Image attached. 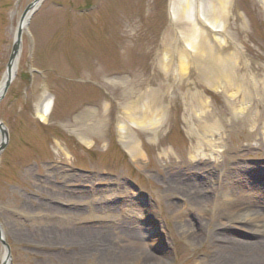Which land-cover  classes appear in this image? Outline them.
Segmentation results:
<instances>
[{"label": "rangeland", "instance_id": "rangeland-1", "mask_svg": "<svg viewBox=\"0 0 264 264\" xmlns=\"http://www.w3.org/2000/svg\"><path fill=\"white\" fill-rule=\"evenodd\" d=\"M33 2L0 0V83L18 22ZM174 29L168 0H41L0 100L7 134L0 135V227L11 264H211L213 233L259 239L237 226L218 229L207 213L202 234L186 217L199 234L191 241L164 207L181 208L165 181L189 175L175 168L189 162L200 123L217 125L213 140L221 149L217 168L196 165L195 176L214 181L233 165L264 169V150L248 148L264 141V0H234L228 21L229 51L241 53L236 73L257 85L242 102L206 88L193 72L178 74ZM166 51L167 69L159 63ZM45 95L52 107L41 123L35 106ZM151 95L160 107L147 112L159 123L155 136L131 124L142 106L131 119L122 109L127 99L139 97L140 105ZM192 96L205 106L189 109ZM121 117L141 147L139 160L120 143ZM249 202L258 205L254 195ZM60 209L74 215L59 216ZM134 244L157 263L126 257ZM3 253L0 245V263Z\"/></svg>", "mask_w": 264, "mask_h": 264}, {"label": "bare ground", "instance_id": "bare-ground-1", "mask_svg": "<svg viewBox=\"0 0 264 264\" xmlns=\"http://www.w3.org/2000/svg\"><path fill=\"white\" fill-rule=\"evenodd\" d=\"M233 2L234 0H168V18L170 25L175 26L173 40L180 47L179 51L177 49L175 51L178 74L185 77L193 72L206 88L219 91L223 95L227 94L231 100L239 97L242 102L249 99L250 90L252 88L255 90L257 85L253 81V86L250 88L246 76L241 72L240 75L236 73L240 67L241 53L229 51L231 40L227 31ZM170 57L168 51L161 54L159 57L161 67L166 69L170 67V64L168 65ZM5 78L6 73L0 87ZM258 85L263 88L261 82ZM195 97L192 96L190 103L187 102L191 110L194 107L199 109L206 104L201 97ZM158 101L156 95H151L149 100H144L139 105L141 100L139 101V97H136L131 101L125 100L122 109L128 112V117L131 119L136 116L139 106H142L144 109L142 117L137 121L134 119L135 121L131 124L155 136L159 123L148 118L147 112L156 111L157 113L160 110ZM51 107V98L48 95L41 97L35 106V116L39 122H47ZM240 108L244 110L246 106L242 105ZM126 124L124 117L118 120V137L130 159L136 161L143 158L142 150L140 145L128 136ZM189 132L193 135V131L189 130ZM195 132L197 135L193 136L196 137V143L189 151V162L187 164L179 162L180 166L175 168L187 169L190 172L189 175L181 178L175 174L174 177L165 181L166 190L178 202H181V208L169 202L165 205V210L174 215L180 234L191 241L199 234L190 228L186 217L189 216L195 224L198 222L197 227L202 234L201 225L204 223L208 225L205 221L207 213H210L211 221L218 229L237 226L236 228L254 233L259 237L255 241H243L224 237L221 233H213L211 264H264V195L262 192L264 169L254 170L246 166L233 165L228 169L227 174L223 172L214 181L207 176L202 179L195 176L196 165L206 167L207 164H212L214 169L217 168L219 165L217 157L220 154L218 150L221 149L219 143L213 140L217 134L216 124L200 123ZM248 148L264 150V141L258 146L250 145ZM163 154L168 155L166 152ZM220 158L223 162L228 160L225 152H222ZM251 195L256 198L257 206L249 202ZM58 215L72 217L74 214L69 210L60 209ZM258 222L260 226L257 225ZM133 250L126 257L133 256L137 262L157 263L158 259L141 246L134 244Z\"/></svg>", "mask_w": 264, "mask_h": 264}, {"label": "water", "instance_id": "water-1", "mask_svg": "<svg viewBox=\"0 0 264 264\" xmlns=\"http://www.w3.org/2000/svg\"><path fill=\"white\" fill-rule=\"evenodd\" d=\"M40 2L41 0H34V2L26 8V10L22 14L18 22L15 35H14V39H13V43H12L11 52H10L9 59L6 65V71H5L6 78L0 87V100L4 97L10 83L12 82L15 76L16 64H17L18 57L20 54L21 35L23 32V29H25L26 26L28 25L29 18L36 11ZM12 67L14 68L13 70H12ZM0 135L3 139L7 137V134L1 123H0ZM0 245L3 247V250H4L3 257H2L0 264H11L10 249L4 240L1 227H0Z\"/></svg>", "mask_w": 264, "mask_h": 264}]
</instances>
